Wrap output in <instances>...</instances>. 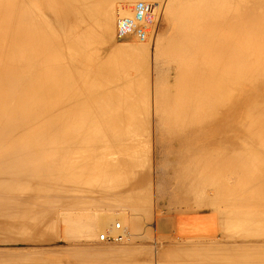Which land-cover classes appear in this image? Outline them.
I'll return each instance as SVG.
<instances>
[{"label":"bare ground","instance_id":"obj_1","mask_svg":"<svg viewBox=\"0 0 264 264\" xmlns=\"http://www.w3.org/2000/svg\"><path fill=\"white\" fill-rule=\"evenodd\" d=\"M157 1L0 0V264L62 233L71 264H264V0ZM104 196L129 220L70 214ZM191 212L222 234L182 243Z\"/></svg>","mask_w":264,"mask_h":264},{"label":"rangeland","instance_id":"obj_2","mask_svg":"<svg viewBox=\"0 0 264 264\" xmlns=\"http://www.w3.org/2000/svg\"><path fill=\"white\" fill-rule=\"evenodd\" d=\"M104 2H105V0H103ZM108 2H105V5L106 6H110V5H117L119 2V0H115L116 2H117V4H116V2L114 1L112 4H110L109 5V2L111 3L113 0H107ZM161 1V0H160ZM159 0L157 1V2H159V3H162L163 4V2L164 1H161L160 2ZM104 4V3H103ZM167 26L164 24V23H162V26H161V30L162 29H164V30H162L163 32H166V31H168V32H166V34L168 33V34H170V33H172V31H171V28H169L168 29V27L166 28ZM143 28V27H142ZM159 30H160V27H159ZM170 31V32H169ZM167 34V35H168ZM105 45H106V43H105ZM104 45V48L106 47H109V48H105V50H108L109 51V53H110V51H112L111 49H113V47H111L112 45H111V43L109 44H107L106 46ZM153 48H151L150 49V51H151V53H152V50ZM108 53V54H109ZM155 57H151V64L153 63L154 64V66L156 67V65H157V69L158 70H165V71H167L166 73H168V70H167V68H166V66H163V64H166V62H164L163 60L161 61V60H159L158 59V57H156V60L154 59ZM95 196H97V197H95L96 199L98 198L99 199V201L101 200V199H103V197L101 198V196L100 195H95ZM100 198H99V197ZM105 198H104V200H102L101 202H103V201H107V202H105L106 204H102L101 203V208L102 209H98L97 210V208H95V210L94 209H90V210H75V211H70V214L73 216V217H75L76 219H95L96 218V215L97 214H103V213H105V214H110V213H121V215H125L127 218H128V220H129V217H131V214H132V212H131V209L130 208H126L125 207V205L124 204H126V203H120L119 202V200H118V202H119V204H118V202L116 201V200H109L108 198V200L106 199V196H104ZM97 199V200H98ZM95 201V202H98V201ZM91 201V200H90ZM113 201H115V203L113 202ZM121 201V200H120ZM117 202V203H116ZM100 203V202H99ZM112 203H114V204H112ZM117 204V205H116ZM120 204H122V205H120ZM99 205V204H98ZM113 205V206H112ZM124 205V206H123ZM107 206V207H106ZM121 206V207H120ZM124 208H123V207ZM126 206H128V204L126 205ZM111 207H113V208H111ZM104 208V209H103ZM131 212V213H130ZM195 213H197L196 215H195ZM200 214V213H199ZM198 214V212H191V213H188V214H185L183 217H184V219H180V221H182L181 222V224H179L178 226H177V228H178V232L180 231V234H179V237L180 238H182V243H188V242H195V241H203L202 239H203V237L204 238H207V239H209L208 237H211L210 239H212L213 238V235H215V234H217V236H218V234H222V232L220 231V228H218V224H217V220L215 219V217H213V216H211L210 218L208 217V218H200V219H198L199 218V215ZM210 214V213H209ZM143 215V214H142ZM188 216V217H187ZM192 216V217H191ZM196 216V217H195ZM144 218V220H143V222H145V223H147V217H143ZM214 218V219H213ZM191 219V220H190ZM187 220V221H186ZM216 220V221H215ZM186 221V222H185ZM208 221V222H207ZM118 222H120L119 220H118ZM191 222V223H190ZM182 226V228L180 229L179 228V226ZM183 225H186L185 226V228H184V226ZM122 227H124V224L122 223ZM61 228H63V224L61 225ZM199 229V230H198ZM185 231V232H184ZM196 231V232H195ZM219 232V233H217V232ZM187 232V233H186ZM201 232V233H200ZM181 233H183V234H181ZM186 233V234H185ZM213 233V234H212ZM212 234V235H211ZM209 235V236H208ZM190 236V237H189ZM194 237H195V239H198V240H193L194 239ZM192 238V239H191ZM200 238H202V239H200ZM188 239H191L190 241H188ZM72 241V242H71ZM82 241V240H81ZM79 240L78 239H75V238H71V237H67V236H65V235H63V233L59 236V239L58 240H55V241H52V242H50V243H46V244H44V245H40V244H25V243H18V244H16V245H12L11 246V244H7V245H5V244H2V246L3 247H7L8 249H11L12 247H17V248H15L17 251H22V252H24V253H26L27 255H29L30 253V255H32V253H33V255H34V253L35 252H37V254L38 253H40L41 254V256H42V259H44L45 261L47 260V262H49V263H52V264H71L69 261H70V255H69V253L68 252H70V251H68V250H72V249H74V248H76V249H78L79 247L81 248V247H83L82 246V244L79 242ZM97 242H98V239H97ZM145 243H147V248H145V249H148L149 250V246H148V244L149 245H151V241H146ZM139 244V243H138ZM137 244V246H135L136 247V249H137V247L139 246ZM71 245H73V246H71ZM78 245V246H77ZM96 245H99V244H96ZM102 244H100L99 246L100 247H102L101 246ZM41 246H43V247H41ZM48 246V247H47ZM67 246V247H66ZM71 246V247H70ZM113 246V245H112ZM135 247H133L134 249H135ZM149 247V248H148ZM69 248H72V249H69ZM46 249H49L51 252H48V251H44L43 252V250H46ZM53 249H55L54 250V252H52V250ZM64 249H66V250H64ZM132 249V248H131ZM130 249V251H128V253L129 254H131L130 256H133V257H135L133 254H135L136 253V256L137 257H135V258H133V259H136L137 258V261H141L140 263L142 264V262L144 261L145 263H143V264H150L149 262H151V264H172L171 262H174L175 260H176V257L175 256H173V258H175V259H173V258H170L172 255H170V253H172L171 252V249H166V250H164V251H161V253L159 254V255H157V254H155L154 252H150V251H152L151 249L149 250V251H147V250H145V249H142V251H141V249L139 250V252H137V250H136V252L135 251H133L134 249H132L131 250ZM58 250V251H57ZM144 250V251H143ZM40 251V252H39ZM57 251V252H56ZM68 251V252H67ZM143 252V254L141 253V252ZM147 251V252H146ZM43 252V253H42ZM66 252V253H65ZM130 252H135V253H130ZM146 252V253H145ZM138 253V254H137ZM139 253H141V254H139ZM149 253V254H148ZM36 253H35V255H37ZM40 254H39V256H40ZM129 254L127 255V254H125V255H123L122 257H121V259L119 258L121 255H122V253H121V255H119V257L118 256H116V257H118V258H116L118 261H120V260H125V259H127V260H125V262L126 263H128V261H129V263L130 262H132L133 260H131L130 261V259H131V257L129 256ZM147 254V255H146ZM142 255V256H141ZM38 256V255H37ZM115 256H113L112 258H110V259H114V260H116L114 257ZM154 256V257H153ZM36 258H38V257H36ZM4 259V258H3ZM2 259V260H3ZM6 259H8V258H6ZM41 259V258H40ZM151 259V260H150ZM5 262H7L6 260H4ZM43 261V260H42ZM134 261H136V260H134ZM154 261V263H152ZM121 262V261H120ZM123 262V261H122ZM122 262L120 263V264H122ZM138 262V263H139ZM44 263V262H43ZM46 263V262H45ZM135 263H137V262H135ZM135 263H133V264H135ZM137 263V264H138ZM72 264H75V263H72ZM123 264H124V262H123ZM131 264V263H130Z\"/></svg>","mask_w":264,"mask_h":264},{"label":"built area","instance_id":"obj_3","mask_svg":"<svg viewBox=\"0 0 264 264\" xmlns=\"http://www.w3.org/2000/svg\"><path fill=\"white\" fill-rule=\"evenodd\" d=\"M117 227H118V229L120 228L119 225ZM101 239L104 240L105 239L104 236H102ZM112 240L113 239H110V241H112Z\"/></svg>","mask_w":264,"mask_h":264}]
</instances>
